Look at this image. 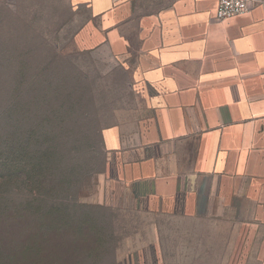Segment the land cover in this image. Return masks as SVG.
Wrapping results in <instances>:
<instances>
[{
	"label": "crops",
	"instance_id": "obj_1",
	"mask_svg": "<svg viewBox=\"0 0 264 264\" xmlns=\"http://www.w3.org/2000/svg\"><path fill=\"white\" fill-rule=\"evenodd\" d=\"M69 1L96 20L95 53L133 67L146 104L95 202L207 227L209 264H264V0L226 20L219 0ZM122 254L173 264L151 243L128 240Z\"/></svg>",
	"mask_w": 264,
	"mask_h": 264
},
{
	"label": "rangeland",
	"instance_id": "obj_2",
	"mask_svg": "<svg viewBox=\"0 0 264 264\" xmlns=\"http://www.w3.org/2000/svg\"><path fill=\"white\" fill-rule=\"evenodd\" d=\"M96 27L69 0H0V264H120L128 240L173 264L212 263L207 227L95 202L147 114L133 67L95 53Z\"/></svg>",
	"mask_w": 264,
	"mask_h": 264
},
{
	"label": "built area",
	"instance_id": "obj_3",
	"mask_svg": "<svg viewBox=\"0 0 264 264\" xmlns=\"http://www.w3.org/2000/svg\"><path fill=\"white\" fill-rule=\"evenodd\" d=\"M253 0H219L217 17L219 20L231 19L251 10Z\"/></svg>",
	"mask_w": 264,
	"mask_h": 264
},
{
	"label": "trees",
	"instance_id": "obj_4",
	"mask_svg": "<svg viewBox=\"0 0 264 264\" xmlns=\"http://www.w3.org/2000/svg\"><path fill=\"white\" fill-rule=\"evenodd\" d=\"M21 170H23V171L25 170V164H24V166H22ZM2 178H3L2 182L5 183V184H8L9 183V187H10L11 186V183H12L11 181L13 180V175L11 174V172L10 173L9 172H6L2 176ZM0 194H1V192H0ZM0 209H1V207H0ZM0 219H7L6 218V215H4V213H2L1 211H0Z\"/></svg>",
	"mask_w": 264,
	"mask_h": 264
}]
</instances>
